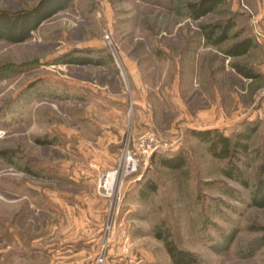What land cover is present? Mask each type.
<instances>
[{
    "label": "rangeland",
    "instance_id": "rangeland-1",
    "mask_svg": "<svg viewBox=\"0 0 264 264\" xmlns=\"http://www.w3.org/2000/svg\"><path fill=\"white\" fill-rule=\"evenodd\" d=\"M37 1L0 0V8L25 9ZM197 1L74 0L25 44L0 42V264H94L97 244L73 259L51 257L48 251L81 228L71 222L72 214L56 210L53 200L61 197L84 209L96 206L103 212L95 227L99 239L108 202L98 194V179L115 167L126 138L147 130L169 145L127 180L115 215L116 245L105 264H172L154 235L158 228L195 255L196 264H264V208L250 203L264 163V0H221L195 22L188 4ZM203 25L215 26L217 33L227 28L228 39L207 46L199 33ZM173 28L183 38L181 53L165 51ZM106 33L123 64L182 59L186 49L187 59L204 65L202 81L208 87L215 64L228 71L233 64L245 65L257 77L243 80L224 73L236 105L230 107V94L224 92L223 123L208 128L210 123L183 115L188 100L182 90L176 103L150 93V80L142 96L126 68L120 71L113 62ZM247 39L252 49L245 57L225 59L223 50ZM73 48L103 50L112 62L103 68L59 65L57 57ZM165 87L163 81L158 88ZM246 124L255 132L239 164L247 182L243 186L223 172L227 161L212 157L208 145L191 132L217 129L232 136ZM178 154L184 159L181 169L161 165ZM124 236L130 251L120 255Z\"/></svg>",
    "mask_w": 264,
    "mask_h": 264
},
{
    "label": "crops",
    "instance_id": "crops-1",
    "mask_svg": "<svg viewBox=\"0 0 264 264\" xmlns=\"http://www.w3.org/2000/svg\"><path fill=\"white\" fill-rule=\"evenodd\" d=\"M0 9H3V8H0ZM3 10H7V9H3ZM17 10H20V9H16L13 11L7 10V11L14 12ZM204 17L198 20H193L189 14V18L195 22L200 21ZM46 22L42 23L35 32L39 31ZM206 26H209V25H203L199 28V33L202 37V42H205L207 46H212V47H218L222 45L224 42H226V40L228 39V35H227L228 30L226 32L224 39H219L222 36V30L221 32L217 33L216 29L214 31V35L212 36V38L207 39V36L205 35L206 32L202 30V28ZM167 35L169 36L168 38L170 40L168 42L169 47L165 49V51L168 53L169 51L170 52L172 51V54H173L174 51L176 50L179 53L180 52L179 47L181 44H183L182 43L183 38L180 37L181 34L176 32V28H173L172 31H170V33H168ZM175 40L178 41L177 46L176 44H173ZM242 41H239V42H242ZM239 42L231 44L230 46H228L225 50L221 52L223 56L225 57V59H231V58L235 59V58L245 57L250 52V50L252 49V43H251V47L248 50V52L242 56L234 57V56L227 55L228 49L231 46ZM23 44L25 43L17 44V45H23ZM73 49H77V50L89 49V50H94V51H101L102 53L100 52L94 55L96 56L100 54L107 55V54H104L105 52L103 50H98V49H93V48H73ZM73 49H70V50H73ZM186 52H187L186 49L183 50L184 57H182V59L175 58V57L171 59L169 58L159 59V60L152 59L150 60L151 64L147 63V61L142 64L141 61L140 62L138 61L126 62L125 60H123L124 61L123 66H124V69L126 68V70L128 71L133 85L136 86V88L138 87V89H141L142 96L145 92L148 91L145 89V87L148 85L147 83H149L150 80L154 82V85H153L154 88L151 89L150 93H155V96L161 95L163 98L168 96L170 97V99H173L176 103L180 99L179 93L182 90L184 99L188 100V103H185L183 115L186 118L194 117L195 119H199L204 122L210 123L211 127H208V128H218L220 126L219 124L222 125L223 116L226 114L224 113L223 105H222V98H223L224 92L225 93L228 92L230 94V100H231L230 107L235 108V105H236L235 102L237 99L235 97L236 95L235 92L232 91L233 88L228 85L226 80H224L223 78L224 73L230 71L231 74L235 75V77H239L243 80H253L256 78L248 79V78L242 77L236 72V69H235L236 65H239V66H245V65L233 64L231 65V68L228 71V69L223 70L221 65L215 64L214 77L213 79L209 80L210 86L208 87L202 81V75L203 73H205L204 72L205 68H203L204 65L200 61L198 62L191 58L187 59L185 55ZM60 56H62V54L59 55L57 59ZM111 62L112 61L110 57H108L102 61L101 66H96V65H89V66L72 65V66H75L78 68H85V67L103 68L105 67V65ZM211 77H212V72H210V78ZM163 81L167 83V87L159 90L158 87ZM232 100L235 101L234 104L232 103ZM232 108H231V111H232ZM53 201H54V206L57 208L56 210H60L62 213L72 214L71 222H73L74 224L80 223L81 228L79 229L73 228L75 229V231H74V235H72L71 240H67V241L62 240V242H60L59 238H55V240L58 241L56 242V244L60 242L59 243L60 246L56 245L55 246V248L57 247L56 249L48 251L50 254L54 253L53 255H51V257L56 254V257L58 259H63V258L73 259L74 257L80 256L88 248L94 249L95 244H97V239H98L97 229L95 227L98 226L99 221L103 219V214H102L103 212H100L99 209H96V206H92V205L84 209V207L80 208L79 205L77 204L65 203V201H63V198L61 197H56ZM77 234H79V236ZM82 234L85 238L82 236ZM73 237H74V240H73ZM63 245L67 247L64 249Z\"/></svg>",
    "mask_w": 264,
    "mask_h": 264
},
{
    "label": "trees",
    "instance_id": "trees-1",
    "mask_svg": "<svg viewBox=\"0 0 264 264\" xmlns=\"http://www.w3.org/2000/svg\"><path fill=\"white\" fill-rule=\"evenodd\" d=\"M73 0H38L31 7L20 9L14 12L0 9V42L9 45L22 44L32 38V34L39 26L50 20L59 12L66 10L71 6ZM221 0H199L188 4V11L193 20H198L210 13ZM216 27L209 25L203 27L206 32L207 39L212 38ZM227 28L222 30V36L219 39H224ZM251 40L247 39L231 46L227 55L242 56L248 52L251 47ZM101 51L89 49L77 50L73 49L65 52L57 59V63L67 66H101L102 61L108 58V55L100 54ZM102 53V52H101ZM236 72L242 77L252 79L257 75L246 66H235ZM255 132V128L246 124L242 130L236 132L232 136H225L217 129L192 131L194 138L208 145V152L212 157L227 161L224 169L225 175L233 178L243 186H247L243 172L239 166L243 157L248 153V141ZM37 144L50 145L51 143L43 140H37ZM162 154V153H161ZM161 165L172 170H179L184 166V159L181 155L171 156L161 160ZM149 187L143 189V195ZM154 189L150 186L149 190ZM142 195V196H143ZM250 203L256 208H264V163L259 166L258 177L254 189L250 193ZM164 230L156 229L155 237L163 242L164 248L169 256L172 264H196L197 258L192 253L178 248L175 243L170 240L169 236L164 235ZM233 234L229 235L225 240L224 248L226 251L233 240ZM217 251V250H216Z\"/></svg>",
    "mask_w": 264,
    "mask_h": 264
},
{
    "label": "built area",
    "instance_id": "built-area-1",
    "mask_svg": "<svg viewBox=\"0 0 264 264\" xmlns=\"http://www.w3.org/2000/svg\"><path fill=\"white\" fill-rule=\"evenodd\" d=\"M104 42L111 51L113 62L120 71H123V63L113 44L110 33L105 34ZM261 97H264V90ZM168 145L169 143L153 130H147L135 137L129 135L119 152L115 167L104 171L100 175L97 191L99 196L108 202V208L92 256L94 264H105L116 245L117 221L115 215L127 180L132 178L139 170L145 169L152 156L158 151L166 150ZM118 245L120 255L129 253L130 243L127 237H122Z\"/></svg>",
    "mask_w": 264,
    "mask_h": 264
}]
</instances>
